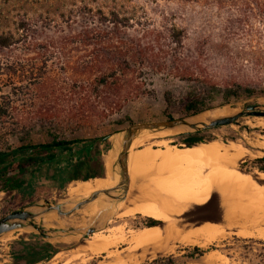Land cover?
Segmentation results:
<instances>
[{
  "label": "rangeland",
  "instance_id": "1",
  "mask_svg": "<svg viewBox=\"0 0 264 264\" xmlns=\"http://www.w3.org/2000/svg\"><path fill=\"white\" fill-rule=\"evenodd\" d=\"M82 6L92 9V12L100 9L106 13L114 9L124 15L144 16L151 20L156 29L174 25L184 32L183 55L196 62V69L202 79H207L220 89L238 87L255 91L249 98L240 93L238 100L231 99L227 102L220 95H216L207 111L228 107L236 113L249 105L264 111V21L258 19V12L252 0H0V34L11 33L17 38L15 33L18 23H31L36 25L39 31L45 29L43 34L33 35L35 41L32 42H43V46H47L46 50L0 51V106L8 105L6 114L0 117V151L51 142L46 132L41 129L35 110L29 105L33 103L51 107L45 119L57 127L59 140L78 143L108 137L99 145L101 150L108 145L107 151L100 156L101 162L108 151H112L111 143H120L123 131L129 126L187 117L183 114L186 102L184 91L187 85L177 79L168 80L161 75L151 79L146 88L148 95L130 101L120 98L119 107L102 111V108L97 106L96 114L91 116L81 115L70 108L76 98L70 96L68 89L81 88V84L87 82L86 79H77L75 70L79 69L83 62L91 61L96 54L92 45L83 48L61 40L67 37L68 29H75L66 25V16L69 12L74 14ZM82 19L83 17L78 18L77 21ZM60 27L63 32L57 33ZM17 46L24 44L18 43ZM28 65H34L32 72L27 68ZM32 74L34 76H31ZM37 86L46 89L45 96L36 93ZM165 93H170L166 98L168 105L165 103ZM124 117L131 121V125L126 121L122 125L115 124L116 120ZM17 121L30 122L31 132L28 135L23 132L12 134L10 125ZM262 123L264 118L261 117L240 118L236 124L204 132V143L201 144L216 141L227 147H240L245 150L247 155L243 164H240L241 172H248L264 187V181L258 178L259 172L254 166L255 160L264 156V148L262 150V146L257 145L264 140ZM183 132V129L176 128L156 134L142 133L136 138L130 151L138 148H177L179 142L167 138ZM52 170L53 168L44 165L40 176H50ZM26 181L32 188L42 183L39 179L27 175ZM133 183L121 201L122 208L114 209L112 217L144 202L136 184ZM55 184L58 185L57 182ZM68 184H64L62 189L50 187L46 198L40 196L32 202L26 200L23 195L29 192L28 188L21 193H0V219L12 211L36 202L41 205L65 203ZM14 195H18V198L14 199ZM100 198L110 199L104 195ZM80 200L68 203L64 211H69L74 203ZM86 206L88 204L66 216L53 213L59 220L66 222L64 226L44 227L41 216H38V220L35 218L26 223H33L43 229V233L27 227L2 234L0 264L12 263V251L20 248V241L39 245L49 243L53 246L56 254L37 264H79L80 247L84 246L83 243L94 233L99 232L96 227L98 218L111 211L98 210L88 218L85 214ZM214 206L215 200L192 206L181 215H169V219L171 222L177 220L184 230L216 224L221 233L216 241L203 248L193 244L176 243V250L148 258L140 264H148L163 257H171L176 264H264V240L251 236L249 230L242 227L241 230L226 229L219 211L213 210ZM113 220H109L105 230L114 227H125L127 231L148 228V218L139 214L125 217L121 221ZM158 222L156 226L162 225V222Z\"/></svg>",
  "mask_w": 264,
  "mask_h": 264
},
{
  "label": "trees",
  "instance_id": "2",
  "mask_svg": "<svg viewBox=\"0 0 264 264\" xmlns=\"http://www.w3.org/2000/svg\"><path fill=\"white\" fill-rule=\"evenodd\" d=\"M252 1L258 12V19L263 22L264 0ZM81 17L83 19L77 21ZM66 25L75 29H68L67 37L61 39L64 43L72 42L83 48L92 45L96 53L91 61L83 62L79 69L75 68L77 79H86L87 82L81 84L83 85L81 88L68 89L70 96L76 98V102L70 104V108L81 115H94L98 107L102 108V111L119 107L120 98L130 101L148 95L149 91L146 88L157 75L168 80L177 79L187 85L184 91L186 102L183 107V114L187 117L209 110L210 103L216 95H220L227 102L231 99L238 100L240 93L246 98L255 94L252 89L238 87L220 89L207 79H202L196 69V62L183 55L184 32L174 25L156 29L151 20L144 16L124 15L114 9L106 13L100 9L92 12V9L86 6L77 9L74 14L69 12L66 16ZM44 31V28L39 31L34 24L19 22L15 33L17 38L11 33L0 34V51L46 50L47 46H43V42H32L35 41L33 35L43 34ZM56 32L62 33L63 30L60 27ZM18 43H23L24 46H17ZM27 68L32 72L34 65H28ZM35 91L40 96L46 95V89L42 86H37ZM169 94L164 95L166 104L169 102L166 101ZM29 105L35 110L39 125L51 142L0 151V193H21L28 188L29 192L23 195L26 200L32 202L40 196L46 198L50 187L62 189L64 184L73 181H87L103 176L104 167L100 156L107 151L108 145L101 150L99 145L102 139L78 143L59 140L57 127L45 119L51 107L45 104L38 106L35 103ZM7 109L8 105L0 106V117L6 114ZM125 121L131 125V121L126 117L116 120L115 124L122 125ZM30 124L17 121L10 125L12 126L10 131L12 134L23 132L28 135L32 130ZM203 133L178 134L167 139L178 141L179 149L189 148L204 143ZM44 165L53 168L50 176H40ZM254 166L259 173H264V156L256 159ZM26 175L39 179L42 183L32 188L26 184ZM17 196L12 197L17 199ZM158 224V221L148 218L146 227ZM18 245L20 248L12 251L11 264H37L49 260L56 254L49 243L39 245L20 241ZM148 264L176 263L171 257H163Z\"/></svg>",
  "mask_w": 264,
  "mask_h": 264
},
{
  "label": "bare ground",
  "instance_id": "3",
  "mask_svg": "<svg viewBox=\"0 0 264 264\" xmlns=\"http://www.w3.org/2000/svg\"><path fill=\"white\" fill-rule=\"evenodd\" d=\"M233 113H234V111L228 109V107H222L221 109H214V110L206 111V112L201 113V114H199L197 116L188 118L187 121L198 123V124H202V123H206L207 120H209V119H216V118L226 117V116L232 115ZM258 122H259V120H258ZM258 122H256V123L258 124ZM261 125L264 126V123H262ZM181 128L184 131L188 130L187 127H181ZM133 143H132L129 151L131 150V148L133 146ZM211 143H213V142H210L209 144H211ZM111 144H112V151H108L107 155L104 156V158L102 160L104 171H105L104 175L102 177L93 178V179H90V180L85 181V182H81V181L70 182L68 184V186L66 185L67 186L66 187V197L64 196L65 197V202H71L72 203V201L77 200V199L86 198L87 196L91 195L94 192L110 189V188H113L115 186V184L117 182V175L115 173L114 164L116 162V152L118 151L117 150L118 149V142L115 141V142H113ZM216 144H218V143H216ZM257 145H260V147L262 146V150H263V148H264V140L262 142H260L259 144H257ZM202 147H204V144H197V145H193V146H191L189 148H187V147L186 148H181V150H183V152H182L183 156H187L189 158L191 157V159L194 158V160H195L196 158L198 159L199 156H202L201 155L202 151H203ZM176 149H179V148H167L166 151L168 153V151L176 150ZM233 149H236L238 151V155L240 156V158L242 160L245 159V157L247 155L245 150H242L240 147L233 148ZM145 152H147V151H145ZM130 155L132 156V154H130ZM130 155H129V157H130ZM159 155H160V153H159ZM161 155H163V154H161ZM166 155H169V154H166ZM159 157H157V158H159ZM165 158L167 159L166 156L165 157L163 156V159H165ZM181 158H182L181 156H178L176 154L172 155L170 157V159H169L168 164H164V165L166 166V165H170L171 164V165H174L176 167L179 164H177V163H176L177 165L174 164L175 161L176 160L177 161L181 160ZM212 158H214V157H212ZM137 159H139V158L134 156L133 161L130 162L131 165H132L131 171L134 170V173L136 171H138V172L140 171L142 174H144L145 172L147 173L148 170L151 169V167L153 166V164L155 162L151 155L150 156L149 155L142 156V158H140L139 160H137ZM227 160L230 161L229 158ZM158 162H160L159 164H161V162H163V161H158ZM224 162H227V161H224ZM186 163H188V162H186ZM197 165H199V163ZM202 165H201V167H202ZM210 165H212V164H210ZM166 167H165V169H166ZM172 167L173 166H171V168ZM162 168L164 169V167H162ZM183 168H182V170L177 168L178 169L177 172H176V170L174 172L175 175L177 173H179L180 171L184 172ZM230 168H231V166H230ZM233 168L235 169V167H233ZM167 169H169V166L167 167ZM169 170H171V169H169ZM172 170H173V168H172ZM154 171H152V172L154 173ZM156 171H155V173H156ZM158 171H162V170H158ZM213 171L215 173V170H213ZM222 171H224V170H222ZM231 171H232V173L231 172L230 173L234 174L233 170H231ZM180 173H179V175H181ZM184 173H187V172H184ZM216 173H218V172H216ZM226 173H227V171H226ZM172 174H173V172H172ZM228 174H229V172H228ZM239 174L242 175V176H247L248 177V175H245V173L239 171V173L237 174L238 176L235 175L236 178L239 177ZM246 174H248V173H246ZM250 174H252V173H250ZM175 175H174V177H173V175H170L171 179L175 178ZM192 175L194 176V174H192ZM209 175H210V173H209ZM224 175H225V177H228V179L224 180V183H226V181H227V183L232 182V181H229L230 175L227 176V174H225V173H224ZM132 177L136 178V176H133V175H132ZM138 177H141V176H138ZM163 177L164 176H162V178ZM219 177H221V176H218V178ZM151 178H152V180H149L147 178L149 180V184H147L146 187L143 186L145 189L140 194V198L144 202L142 204L138 205V206L133 207L130 210H127V211L123 210L122 212H120L115 217H112V215H111L113 213V210L114 209H119V208L121 209L122 206H123L121 203H117L116 201H113V200H110V199H102V198L99 197L96 200H94L93 202H91L90 204H88V206H86L87 208H86L85 214L88 216V218L89 217L91 218L98 210L111 209V211L106 213V214L101 215L98 218V220L96 222V227L99 229V232L94 233L87 241H85L83 243L84 246H81V247L79 246L80 247V251H81V254L79 256L80 257L79 258V264H140V263H142L144 260H146L148 258L155 257V256H158L160 254H164V253L166 254V253L172 252L175 249V247H176V243L193 244V245H196V246H199V247L203 248L208 243L211 244V242H214V241L217 240V238L220 236L221 233H220L219 228L216 226V224H215V226H213V225H210V226L204 225V226L198 227L195 230H192L193 228L191 230L190 229L189 230H184V228L182 226H180V224H179V222L177 220L171 222L170 219H169L170 218L169 215H172V214L173 215H181V214H183L185 212V210H187L190 207L191 204L197 205L200 202H203V201L207 200L208 196H205V194H204L205 192H203L204 189L201 188L200 183H197V181H195L190 186V184L188 185L185 182L187 185H183L184 188L181 191V188L179 187L180 185H177V184L178 183L181 184L183 182L182 179L181 180L176 179V181H179V182L177 184H175L171 180H168L167 178L166 179H164V178L162 179L160 177L159 178L151 177ZM168 178L170 179V177H168ZM233 178H232V180H233ZM249 178H251V182L254 183V187H255L254 190H257L258 187H259L260 192H261L263 190V188H264L263 185L260 186L257 183H255V181L253 180L255 178H253L251 175H250ZM258 178L264 181V173H259ZM141 179L143 180L144 178L141 177ZM203 179H204V176H203ZM245 180H247V179H245ZM206 181H208V180H206ZM134 182H135V180H134ZM208 182H210V181H208ZM137 183H139V182H137ZM182 184H184V182ZM246 184H248V182ZM218 185H221V182ZM249 185H250V183H249ZM130 186H132V185H129V187ZM233 186H234V188L236 187L237 190H243L244 191L243 193H245L247 191V187L242 181H240V182H239V180L237 182L235 181L233 183ZM191 187H193L192 191L194 189V192H192V193H190ZM224 187H225V185H224ZM129 190H130V188H128V192H129ZM227 190H228V188H227ZM250 190H252V189H250ZM250 190H249V192H250ZM257 191H259V190H257ZM189 193L192 196V200H190V199L187 200V198H189V196H190ZM249 195H250L249 199H248L249 200V204L247 203L248 206L243 205L244 204L243 200H245V199L241 200L243 202H241L242 204L238 203L239 204V208L237 207V204L235 205L238 208V210L235 211V213H238L240 218L243 217V219H244L246 217L245 219L247 221H249L248 223L250 224L249 227L251 226V228H252V227H256L260 223H262V225L264 224V215L261 214L260 210L259 211L257 210V212L253 213L254 210L256 211V208H257L256 205L259 203L260 199L257 198V196H255L251 192H250ZM137 196H139V195H137ZM130 197H132V196H130ZM247 198H248V196H247ZM259 204H261V203H259ZM263 204H264V202H263ZM223 205H224V203H222V206ZM222 206H221V208H222ZM228 207H231V206H228ZM263 207H264V205H263ZM135 214H139V215H141L143 217L154 219L156 221H160V222H162L161 223L162 225L154 226V227H148V228H143V229H139V230H136V231L135 230L134 231H132V230L131 231L130 230L127 231L125 229V227H117V228L114 227V228H110V229H106V230L104 229L105 225H109V220L110 219H114V220L118 219L119 221H121L123 218L129 217V216H132V215H135ZM230 215H229V218H230ZM239 216L237 215V219H239ZM65 218H67V217H65ZM40 219H42V222H43L42 224H43L44 227H55V226L59 227V226L66 225V222L64 220H59L53 213H47V214L41 215ZM233 219L231 221H233ZM37 220H38V217H37ZM186 220H188V219H186ZM210 222H212V221H210ZM233 222H235V221H233ZM190 224H191V222H190ZM224 225H226V224H224ZM184 227H185V225H184ZM238 228H239V230H241L240 227H238ZM243 228H245V227H243ZM260 228H262V227H260ZM245 229H247V228H245ZM238 232H240V231H238ZM228 233L232 234L230 232H228ZM242 233L246 234V232H242ZM248 234L249 233H247L246 235H248ZM224 235H226V233H224ZM250 235L255 237V238H259V239H263L264 240V229L260 230V231L252 232V233H250ZM52 242H54V241H52Z\"/></svg>",
  "mask_w": 264,
  "mask_h": 264
},
{
  "label": "crops",
  "instance_id": "4",
  "mask_svg": "<svg viewBox=\"0 0 264 264\" xmlns=\"http://www.w3.org/2000/svg\"><path fill=\"white\" fill-rule=\"evenodd\" d=\"M216 142V141H215ZM215 142H213V143H211V144H206V145H204V147H202L203 148V151H202V156H199L198 157V159L196 158L195 160H194V158L193 159H191V157L189 158V157H187V156H183V150H181V149H176V150H170V151H168V153H167V151H166V149H158V148H138V149H135V150H133V151H129L128 152V154H127V160H126V165H128L127 166V174H128V179H129V185H131V181H133L134 182V180H135V184H137L136 186H137V188H138V191H139V193L141 194L142 192H143V190L145 189L144 187H146L147 186V184H149V180H152V178L151 177H153V178H162V176H164L163 178L164 179H168V180H171L173 183H175V184H177L179 181H176V179H178V180H183V182H184V184H180V183H178L177 185H180L179 187L181 188V191L183 190V185H189L190 184V186L195 182V181H197V183H200V186L204 189V191L203 192H205L204 194H205V196H208L207 197V200H205V201H203V202H200L199 204H197V205H194V204H191L190 205V207H192V206H200V205H204V204H206V203H208V202H210V201H214L215 200V202H216V206H214L213 207V210L216 212L217 210L219 211V213H220V216H221V218L223 219V221L225 222L224 224H226L225 225V228L226 229H229V230H233L234 228L237 230V229H239L238 227H245V228H247V230H249V233H252V232H255V231H260V230H262V229H264L263 228V225H262V223H260V224H258L256 227H252L251 228V226L249 227V221H247L245 218L243 219V217H241L240 218V216H239V214L238 213H235V211H237L238 210V208H239V204L241 203V202H243L244 201V204L243 205H246V206H248L247 205V203L249 204V194H250V192L252 193V194H254L255 196H257V198H259L260 199V201H259V203H261V204H257L256 206H257V208H256V211L254 210L253 211V213H255V212H257V210L259 211H261V214H263L264 215V207H263V202H264V188H263V190L260 192V189H259V187H258V189L257 190H259V191H257V190H254L255 189V187H254V183H252L251 182V178H249L250 177V175L249 174H245V175H248V177L247 176H242V175H240L239 174V177L238 178H236V176L235 175H237L238 173H239V171H238V166H239V164H241L242 163V161L244 162V160H242L241 158H240V156L238 155V151L236 150V149H233V148H231V147H226L225 145H223V143H221V142H216V143H218V144H216ZM169 148H172V147H169ZM178 150V151H177ZM211 150V151H210ZM145 151H147V152H145ZM150 152V153H149ZM178 152V153H177ZM210 152V153H209ZM159 153H160V155H159ZM208 153V154H207ZM212 153V154H211ZM214 153V154H213ZM234 153V154H233ZM130 154H132V156L130 155ZM161 154H163V155H161ZM166 154H169V155H166ZM178 155V156H181L182 158H181V160H176L175 161V163L174 164H179V165H177L176 167L178 168V169H181L182 170V168H183V170H184V172H187V173H184V172H182V171H180L179 173L181 174V175H179V173H177L176 175H175V170H176V172H177V168L174 166V165H171L170 163V165H166L167 167L169 166V169H171V170H169V169H167V167L164 165V164H168V162H169V159H170V157L172 156V155ZM129 155H130V157H129ZM147 155H151L152 157H153V159H154V164H153V168L151 167V169H149L148 170V172L146 173H144V174H142L140 171V173L138 172V171H136L135 173H134V170H132L131 171V169H132V165H131V161H133V158H134V156H136L137 158H142V156H147ZM160 156V157H159ZM163 156L165 157H167V159L165 160V159H163ZM157 157H159V158H157ZM186 157V158H185ZM207 157V158H206ZM212 157H214V158H212ZM132 158V159H131ZM206 158V159H205ZM230 159V161L229 160H227V159ZM139 159H137V160H139ZM224 159V160H223ZM232 159V160H231ZM234 159V160H233ZM130 160V161H129ZM158 161H163V162H161V164H159L160 162H158ZM194 161V162H193ZM201 161V162H200ZM204 163H203V162ZM218 161V162H217ZM224 161H227V162H224ZM158 162V163H157ZM180 162V163H179ZM184 164H183V163ZM186 162H188V163H186ZM215 162V163H214ZM199 163V165H197ZM163 164V165H162ZM204 166H203V165ZM210 164H212V165H210ZM214 164V165H213ZM229 164V165H228ZM231 164V165H230ZM183 165V166H182ZM185 165V166H184ZM201 165H202V167H201ZM228 165V166H227ZM234 165V166H233ZM160 166V167H159ZM171 166H173L172 168H173V170H172V168H171ZM222 166V167H221ZM230 166H231V168H230ZM157 167V168H156ZM162 167H164V169L162 168ZM165 167H166V169H165ZM233 167H235V169L233 168ZM156 168V169H155ZM175 168V169H174ZM226 168V169H225ZM230 168V169H229ZM233 168V169H232ZM212 169V170H211ZM156 171V173H155V171ZM158 170H162V171H158ZM169 170V171H168ZM192 170V171H191ZM213 170H215V173H214V171ZM222 170H224V171H222ZM231 170H233V173L234 174H231L232 173V171ZM152 171H154V173L152 172ZM168 171V172H167ZM171 171V172H170ZM212 171V172H211ZM226 171H227V173H226ZM131 172V173H130ZM172 172H173V174H172ZM200 172V173H199ZM208 172V173H207ZM216 172H218V173H216ZM220 172V173H219ZM228 172H229V174H228ZM231 172V173H230ZM133 173V174H132ZM151 173V174H150ZM209 173H210V175H209ZM224 173L225 174H227V176L228 175H230V178H229V181H232V182H230V183H227V181H226V183H224V180H226V179H228V177H225V175H224ZM130 174V175H129ZM183 174V175H182ZM187 174V175H186ZM191 174V175H190ZM192 174H194V176L192 175ZM202 174V175H201ZM132 175L133 176H136V178L135 177H132ZM141 176L142 178H144L143 180L141 179V177H138V176ZM155 175V176H154ZM170 175H173V177H174V175H175V178H173V179H171V176ZM224 175V176H223ZM157 176V177H156ZM167 176V177H166ZM178 176V177H177ZM189 176V177H188ZM203 176H204V179H203ZM217 178H216V177ZM218 176H221V177H219L218 178ZM232 176V177H231ZM238 176V175H237ZM168 177H170V179L168 178ZM183 177V178H182ZM202 177V178H201ZM212 177V178H211ZM215 177V178H214ZM234 177V178H233ZM139 178V179H138ZM149 180H148V179ZM162 178V179H163ZM196 178V179H195ZM207 178V179H206ZM232 178H233V180H232ZM241 178V179H240ZM137 179V180H136ZM186 179V180H185ZM235 179V180H234ZM245 179H247V180H245ZM185 180V181H184ZM206 180H208V181H210V182H208V181H206ZM216 180V181H215ZM221 180V181H220ZM239 180V182L240 181H242L245 185H246V187H247V191L245 192V193H243V192H239L238 190H237V188L235 187L234 188V186H233V183L236 181H238ZM143 181V182H142ZM147 183H146V182ZM228 181V182H229ZM245 181V182H244ZM82 182V181H81ZM137 182H139V183H137ZM187 184H186V183ZM189 182V183H188ZM212 182V183H211ZM220 182H221V185H218V184H220ZM248 182V184H246ZM146 183V184H145ZM209 183V184H208ZM249 183H250V185H249ZM144 184V185H143ZM224 185H225V187H224ZM144 186V187H143ZM130 188V187H129ZM192 188L193 187H191V191H190V193H192V192H194V189H193V191H192ZM227 188H228V190L230 191H228L227 190ZM209 189V190H208ZM250 189H252V190H250ZM141 190V191H140ZM249 190H250V192H249ZM232 191V192H231ZM189 193V194H190ZM209 194V195H208ZM261 195V196H260ZM246 196V197H245ZM247 196H248V198H247ZM259 196V197H258ZM240 197V198H239ZM239 198V199H238ZM192 200V196H191V194H190V196H189V198H187V200ZM243 199H245V200H243ZM223 200V201H222ZM241 200H243V201H241ZM222 203H224V205L222 206ZM239 203V204H238ZM229 204V205H228ZM237 204V207L235 206ZM242 204V203H241ZM259 205V206H258ZM221 206H222V208H221ZM228 206H231V207H228ZM261 206V207H260ZM189 207V208H190ZM220 207V208H219ZM235 207V208H234ZM188 208V209H189ZM227 208V209H226ZM237 208V209H236ZM187 209V210H188ZM229 209V210H228ZM186 211V210H185ZM232 211V212H231ZM263 211V212H262ZM225 212V213H224ZM223 215H222V214ZM231 214V215H230ZM239 216V219H237V215ZM229 215H230V218H229ZM228 216V217H227ZM235 216V217H234ZM234 218V219H233ZM230 219V220H229ZM233 219V221H235V222H233V221H231ZM228 223V224H227ZM240 223V224H239ZM243 223V224H242ZM242 224V225H241ZM228 225V226H227ZM247 225V226H246ZM258 227V228H257ZM260 227H262V228H260ZM249 228V229H248ZM259 229V230H258Z\"/></svg>",
  "mask_w": 264,
  "mask_h": 264
},
{
  "label": "water",
  "instance_id": "5",
  "mask_svg": "<svg viewBox=\"0 0 264 264\" xmlns=\"http://www.w3.org/2000/svg\"><path fill=\"white\" fill-rule=\"evenodd\" d=\"M248 116L264 118V111L260 110L257 106L249 105L246 106L242 111H238L226 117L209 119L207 120L206 123H202V124L187 121V119L191 117L133 124L123 131L121 141L120 143H118V149H117L118 151L116 152V162L114 164L115 173L117 175V182L113 188L97 191L87 196L86 198H82L80 201L75 202L73 207L69 211H64V207H66V205L70 202H65L62 204L56 203V204H46V205H41L38 202H36L28 206L22 207L18 210L12 211L0 219V236L4 233L13 230L25 229L27 227H31L35 229L37 232L43 233V229L38 228L33 223H29V225L26 223L37 218L38 216L47 213H56L58 216H66L72 213L73 211L79 210L83 206L93 202L101 195H104L106 198H110L113 201H116L117 203H121V201H123L124 197L126 196L129 188V179L127 175V165H126L127 154L129 152L132 143L142 133L156 134L165 131H171L181 127H187L188 130L180 134L205 132V131L213 130L217 127L236 124V122L240 118L248 117ZM107 138H103L102 142ZM253 180L258 185L262 186V184L258 183L256 179ZM89 233H91V231Z\"/></svg>",
  "mask_w": 264,
  "mask_h": 264
}]
</instances>
